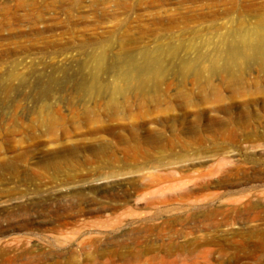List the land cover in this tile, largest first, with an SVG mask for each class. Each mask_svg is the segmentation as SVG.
<instances>
[{
	"label": "rangeland",
	"instance_id": "rangeland-1",
	"mask_svg": "<svg viewBox=\"0 0 264 264\" xmlns=\"http://www.w3.org/2000/svg\"><path fill=\"white\" fill-rule=\"evenodd\" d=\"M263 28L264 0H0V264H264V66L176 69Z\"/></svg>",
	"mask_w": 264,
	"mask_h": 264
},
{
	"label": "bare ground",
	"instance_id": "bare-ground-1",
	"mask_svg": "<svg viewBox=\"0 0 264 264\" xmlns=\"http://www.w3.org/2000/svg\"><path fill=\"white\" fill-rule=\"evenodd\" d=\"M250 35H251L250 37L243 36L245 37L243 38L242 36H240L237 39H232L233 41L230 43V45L226 47L214 46L207 52L206 55L202 57H197L196 59L197 67H195L194 59H192L193 61H189V60L185 61L184 64H187L185 68H184V64L176 68L177 70L181 68L184 69L182 72H179L180 73L179 76L184 77L185 75H189L187 73L191 70L196 72L198 75H203L205 73H207L209 76L215 73L232 75L238 72L241 73L244 67H249L250 64L252 63L264 66V30L260 31L259 29H254V30L251 29ZM153 66L157 68L155 72L149 73L147 75L141 74L139 75V77H143L142 80L152 82L157 85L162 81L164 77L163 74L167 73L168 75H170L169 71H171V68L164 66L162 63L153 64ZM130 75H134V74L132 73ZM134 81H136V83L139 84L136 76L135 78L127 75L126 78L120 76L119 79L116 81L114 80L113 84H111V86L109 87V97L114 99L115 96L118 95L119 93H124L126 90L129 89L131 85H134ZM94 82L95 85L93 86V88H89L88 92L92 93L93 95L103 94L104 90L98 89L100 83L95 79ZM120 82H122L123 85H120ZM142 85L144 84H141L140 86ZM10 252H11V248H10ZM32 254L33 251L31 249L26 250V255L29 257V259L33 258Z\"/></svg>",
	"mask_w": 264,
	"mask_h": 264
}]
</instances>
